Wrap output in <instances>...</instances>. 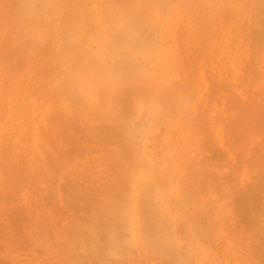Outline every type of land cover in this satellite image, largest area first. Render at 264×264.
<instances>
[{
	"label": "rangeland",
	"instance_id": "obj_1",
	"mask_svg": "<svg viewBox=\"0 0 264 264\" xmlns=\"http://www.w3.org/2000/svg\"><path fill=\"white\" fill-rule=\"evenodd\" d=\"M0 264H264V0H0Z\"/></svg>",
	"mask_w": 264,
	"mask_h": 264
},
{
	"label": "bare ground",
	"instance_id": "obj_2",
	"mask_svg": "<svg viewBox=\"0 0 264 264\" xmlns=\"http://www.w3.org/2000/svg\"><path fill=\"white\" fill-rule=\"evenodd\" d=\"M22 30H23V29H22ZM24 31H25V30H24ZM20 32H21V31H20ZM23 35H24V34H23ZM8 40H9V39H8ZM10 41H11V40H10ZM30 46H31V45H30ZM21 48H22V46H21ZM20 51H21V50H20ZM2 52H3V51H2ZM5 71H6V70H5ZM129 76H130V75H129ZM122 77H124V76H122ZM122 77H121V78H122ZM125 77H126V76H125ZM132 77H133V75H132ZM132 77H131L130 79H133V80L136 81V78L134 79V78H132ZM143 77H144V75H143ZM143 77H142V78H143ZM121 78H120V80H121ZM145 78H146V77H145ZM148 78H149V77H148ZM246 78H247V77H246ZM77 79H78V78H77ZM126 79H128V78H126ZM126 79H125V86H126L127 82L130 80V79H128V81H127ZM123 80H124V79H123ZM148 80H149V79H148ZM148 80H147V81H148ZM150 80H151V79H150ZM126 81H127V82H126ZM138 81H140V80H138ZM138 81H136V82H138ZM99 82H100V81H99ZM130 82H133V81H130ZM140 82H141V81H140ZM144 82H145V81H144ZM144 82H143V83H144ZM148 82H149V81H148ZM105 83H107V82H105ZM115 83H116V82H115ZM128 83H129V82H128ZM149 83H150V84H149V86H150V85H151V82H149ZM87 84H88V83H87ZM119 84L123 85L124 83L121 82V83H119ZM134 84H135V83H134ZM140 84H141V83H140ZM140 84H139V82H138V85H140ZM144 84H145V83H144ZM144 84H143V85H144ZM77 85H78V84H77ZM138 85L136 84L135 87L138 86ZM147 85H148V84H147ZM103 86H104V85H103ZM127 86H128V85H127ZM153 86H154V84H153ZM74 87H75V86H74ZM89 87H90V86H89ZM128 87H131V85L128 86ZM128 87H127V88H128ZM133 87H134V86H133ZM79 88H80V87H79ZM87 88H88V87H87ZM103 88H104V87H103ZM107 88H108V85H107ZM107 88H106V89H107ZM131 88H132V87H131ZM89 89H90V88H89ZM89 89H88V90H89ZM119 89H120V88H119ZM129 90H131V89H129ZM129 90H127V91H129ZM94 91H95V90H94ZM100 91H101V90H100ZM123 91H124V90H123ZM127 91H126V92H127ZM91 93H92V91H91ZM91 93H90V94H91ZM116 93H117V92H116ZM121 93H122V92H121ZM139 94H140V91H139ZM118 95H119V94H118ZM140 95H141V94H140ZM98 96H99V95H98ZM99 97H100V96H99ZM142 98H143V97H142ZM150 98H152V97H150ZM85 99H86V98H85ZM113 99H114V98H113ZM122 99H123V98H122ZM143 99H144V98H143ZM90 102H91V101H90ZM94 102H95V101H94ZM143 102H144V101H143ZM150 102H151V101H150ZM144 103H145V102H144ZM154 103H155V102H154ZM91 105H93V104H91ZM108 105H109V104H108ZM118 105H119V103H118ZM148 105H149V104H148ZM152 105H153V104H152ZM85 106H86V105H85ZM88 106H89V104H88ZM96 106H97V105H96ZM96 106H95V108H96ZM71 108H72V107H71ZM95 108H94V109H95ZM99 108H100V107H99ZM101 108H102V106H101ZM111 108H112V107H111ZM115 108H116V107H115ZM115 108H114V109H115ZM97 109H98V108H97ZM95 110H96V109H95ZM98 110H99V109H98ZM147 111H148V110H147ZM88 112H89V111H88ZM78 114H79V113H78ZM88 116H89V115H88ZM78 117H79V116H78ZM78 117H77V119H78ZM80 117H81V115H80ZM229 117H230V116H229ZM63 118H64V117H63ZM67 118H68V117H67ZM71 118H72V117H71ZM64 119H65V118H64ZM81 119H82V117H81ZM71 120H72V119H71ZM67 121H69V119H68ZM67 121H66V122H67ZM82 121H83V120H82ZM82 121H81V122H82ZM85 121H86V120H84V122H85ZM66 122H65V123H66ZM71 123H72V122H71ZM66 124H67V123H66ZM113 126H114V125H113ZM103 136H104V135H103ZM107 136H109V135H107ZM108 138H109V137H108ZM105 139H106V138H105ZM209 147H210V146H209ZM232 147H233V146L231 145V148H232ZM205 148H206V146H205ZM205 148H204V149H205ZM237 149H238V148H235V150H237ZM228 153H229V152H228ZM129 154H130V153H129ZM126 157H127V156H126ZM226 157H227V156H226ZM11 159H12V158H11ZM123 159H124V158H123ZM123 159H122V160H123ZM131 159H132V158H131ZM119 160H120V159H119ZM220 160H221V158H220ZM116 161H117V160H116ZM127 161H128V160H127ZM131 161H132V160H131ZM213 162H214V161H213ZM226 163H227V162L225 161L224 167H225ZM37 164H38V163H37ZM39 164H41V163H39ZM114 164H115V163H114ZM114 164H113V165H114ZM119 164H120V163H119ZM125 164H126V162H125ZM212 164H213V163H212ZM217 164H218V163H217ZM219 164H220V163H219ZM116 165H117V164H116ZM207 165H208V164H207ZM220 165H221V164H220ZM11 166H12V165H11ZM39 166H40V165H39ZM42 166H43V165H42ZM202 166H203V165H202ZM15 167H16V166H15ZM112 167H113V166H112ZM120 167H121V165H120ZM127 167H129V166H127ZM211 167H212V166H211ZM224 167H223V168H224ZM105 168H108V166L105 167ZM121 168H122V167H121ZM192 168H193V167H192ZM225 168H226V167H225ZM30 169H31V168H30ZM114 169H115V168H114ZM130 169H131V168H130ZM44 170H45V169H44ZM110 170H111V169H110ZM125 170H126V168H125ZM206 170H207V169H206ZM117 171H118V170H117ZM209 171H210V170H209ZM44 172H45V171H44ZM112 172H114V171H112ZM119 172H120V171H119ZM123 172H124V171H123ZM55 173H56V172H55ZM99 173H100V172H99ZM102 173H103V172H102ZM129 173H130V172H129ZM129 173H127V174H129ZM209 173H210V172H208V174H209ZM214 173H215V172H214ZM115 174H116V173H115ZM119 174L122 175L123 173H122V174L119 173ZM210 174H211V173H210ZM11 175H12V174H11ZM54 175H57V174H54ZM107 175H108V174H107ZM125 175H126V174H125ZM96 176H97V173H96ZM123 176H124V175H123ZM102 177H103V176H101V178H102ZM108 177H111V175H108ZM118 177H119V176H118ZM12 178H13V177H12ZM120 178H121V177H120ZM216 178H217V177H216ZM216 178H215V179H216ZM114 180H116V179H114ZM167 180H169V179H167ZM10 181H11V180H10ZM13 181H14V180H13ZM118 181H119V180H118ZM121 181H122V180H121ZM212 181H213V180H212ZM17 182H18V181H17ZM97 182H98V181H97ZM114 183H115V181H114ZM117 183H119V182H117ZM120 183H121V182H120ZM124 183H125V182H124ZM115 184H116V183H115ZM112 185H113V184H112ZM117 186L119 187V184H118ZM92 187H93V186H92ZM106 187H107V186H106ZM122 187H123V186H122ZM108 188H109V187H108ZM116 188H117V187H116ZM116 188H115V189H116ZM112 189H113V188H112ZM112 189H111V190H112ZM144 193H145V191H144ZM99 194H100V193H99ZM144 196H145V195H144ZM151 196H152V195H151ZM162 196H163V195H162ZM149 198H150V197H149ZM142 199H143V198H142ZM144 199H145V197H144ZM151 199H152V198H151ZM149 200H150V199H149ZM108 201H109V200H108ZM110 201H111V200H110ZM151 203H152V202H151ZM80 205H81V204H80ZM110 205H112V204H110ZM104 206H105V205H104ZM141 206H142V205H141ZM99 207H100V206H99ZM112 207H113V206H112ZM245 207H246V206H245ZM100 208H101V207H100ZM103 208H104V207H103ZM106 208H107V207H106ZM144 208H145V206H144ZM147 208H148V206H147ZM101 210H102V209H101ZM107 210H108V209H107ZM111 210H112V209H111ZM145 210H146V209H145ZM150 210H151V208H150ZM146 211H147V210H146ZM149 212H151V211H149ZM199 212L201 213V211H199ZM199 212H198V213H199ZM144 213H145V211H144ZM101 214H102V212H101ZM94 215H95V214H94ZM105 215H106V214H105ZM147 216H148V214H147ZM102 219H103V218H102ZM107 219H108V218H107ZM145 219H146V218H145ZM145 219H144V220H145ZM126 222H127V221H126ZM128 222H129V221H128ZM120 223H121V222H120ZM114 224H115V223H114ZM10 225H11V224H10ZM115 225H116V224H115ZM3 226H4V225H3ZM246 226H247V225H246ZM5 227H6V226H5ZM117 229H118V228H117ZM145 238H146V237H145ZM147 238H148V237H147ZM147 238H146V239H147ZM148 240H149V239H148ZM150 243H151V242H150ZM150 243H149V244H150ZM160 243H161V242H160ZM160 243H159V244H160ZM163 243H164V242H163ZM155 244H156V243H155ZM147 245H148V244H147ZM150 245H151V244H150ZM156 245H157V244H156Z\"/></svg>",
	"mask_w": 264,
	"mask_h": 264
}]
</instances>
